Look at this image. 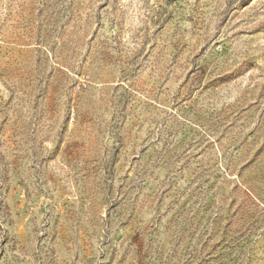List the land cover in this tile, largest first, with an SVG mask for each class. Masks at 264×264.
I'll list each match as a JSON object with an SVG mask.
<instances>
[{"label": "rangeland", "instance_id": "obj_1", "mask_svg": "<svg viewBox=\"0 0 264 264\" xmlns=\"http://www.w3.org/2000/svg\"><path fill=\"white\" fill-rule=\"evenodd\" d=\"M0 264H264V0H0Z\"/></svg>", "mask_w": 264, "mask_h": 264}]
</instances>
